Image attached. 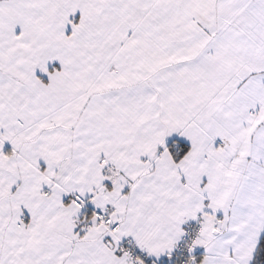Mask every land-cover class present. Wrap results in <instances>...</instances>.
Here are the masks:
<instances>
[{"label": "snow or ice", "instance_id": "1", "mask_svg": "<svg viewBox=\"0 0 264 264\" xmlns=\"http://www.w3.org/2000/svg\"><path fill=\"white\" fill-rule=\"evenodd\" d=\"M0 264H264V0H0Z\"/></svg>", "mask_w": 264, "mask_h": 264}]
</instances>
